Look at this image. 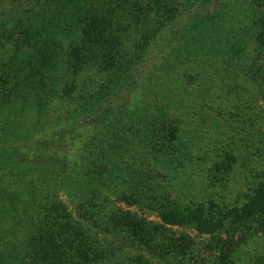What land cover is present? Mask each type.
<instances>
[{
    "label": "trees",
    "instance_id": "1",
    "mask_svg": "<svg viewBox=\"0 0 264 264\" xmlns=\"http://www.w3.org/2000/svg\"><path fill=\"white\" fill-rule=\"evenodd\" d=\"M0 264H264V0H0Z\"/></svg>",
    "mask_w": 264,
    "mask_h": 264
}]
</instances>
